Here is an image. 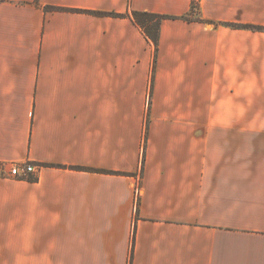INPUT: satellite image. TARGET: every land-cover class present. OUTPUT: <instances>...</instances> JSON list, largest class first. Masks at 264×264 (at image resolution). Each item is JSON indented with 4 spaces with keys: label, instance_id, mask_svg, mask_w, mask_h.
Listing matches in <instances>:
<instances>
[{
    "label": "crops",
    "instance_id": "obj_1",
    "mask_svg": "<svg viewBox=\"0 0 264 264\" xmlns=\"http://www.w3.org/2000/svg\"><path fill=\"white\" fill-rule=\"evenodd\" d=\"M0 264H264V0H0Z\"/></svg>",
    "mask_w": 264,
    "mask_h": 264
},
{
    "label": "trees",
    "instance_id": "obj_2",
    "mask_svg": "<svg viewBox=\"0 0 264 264\" xmlns=\"http://www.w3.org/2000/svg\"><path fill=\"white\" fill-rule=\"evenodd\" d=\"M96 14L100 16L106 15L104 13H96ZM110 15L114 17L126 16V15H118V14H110ZM132 17L134 21L146 33V35L152 40L157 50L159 44V38H160L161 23L166 19H173V18L169 16H163L148 12H138V11L132 12Z\"/></svg>",
    "mask_w": 264,
    "mask_h": 264
},
{
    "label": "built area",
    "instance_id": "obj_3",
    "mask_svg": "<svg viewBox=\"0 0 264 264\" xmlns=\"http://www.w3.org/2000/svg\"><path fill=\"white\" fill-rule=\"evenodd\" d=\"M197 4L200 3L201 0H194ZM39 167L35 164L25 163L22 165H13L10 171L11 177L16 179H27L30 177H36L38 173Z\"/></svg>",
    "mask_w": 264,
    "mask_h": 264
}]
</instances>
